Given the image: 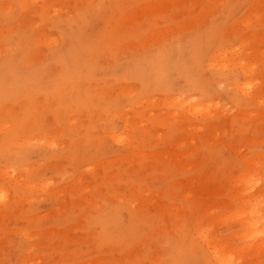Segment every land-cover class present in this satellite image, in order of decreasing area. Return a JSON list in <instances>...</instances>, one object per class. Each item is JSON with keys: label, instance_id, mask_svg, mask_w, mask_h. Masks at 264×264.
Instances as JSON below:
<instances>
[{"label": "rangeland", "instance_id": "rangeland-1", "mask_svg": "<svg viewBox=\"0 0 264 264\" xmlns=\"http://www.w3.org/2000/svg\"><path fill=\"white\" fill-rule=\"evenodd\" d=\"M217 244L264 264V0H0V264Z\"/></svg>", "mask_w": 264, "mask_h": 264}, {"label": "bare ground", "instance_id": "bare-ground-1", "mask_svg": "<svg viewBox=\"0 0 264 264\" xmlns=\"http://www.w3.org/2000/svg\"><path fill=\"white\" fill-rule=\"evenodd\" d=\"M220 55H218V57H219ZM216 58V57H215ZM219 58H221L222 59V56L221 57H219ZM221 59H219V60H221ZM224 60H225V58H223ZM216 60H218V59H216ZM223 61V60H222ZM219 62H221V61H219ZM222 63V62H221ZM219 64V63H218ZM213 65V64H212ZM225 65V64H224ZM219 66V65H218ZM223 66V65H222ZM216 67V66H215ZM226 67H227V65H226ZM226 67H223V68H226ZM253 67V65L251 66V67H249V68H251V69H253L252 68ZM255 67V66H254ZM219 68H221V64H220V67ZM248 68V67H247ZM247 68H245L246 70H247ZM217 69V68H216ZM241 69H242V67H241ZM240 69V70H241ZM244 71L245 70H243L242 72L244 73ZM246 72V71H245ZM249 73L250 72H252V70H249L248 71ZM248 72H246V73H248ZM245 73V74H246ZM249 73L247 74V76L249 75ZM244 74V75H245ZM251 76H252V74H251ZM247 81V84H248V80H246ZM249 82H250V80H249ZM250 84H251V82H250ZM246 85V84H245ZM253 85V84H252ZM240 86V85H239ZM249 86H251V85H249ZM254 86V85H253ZM241 87V86H240ZM243 88V87H242ZM254 88V87H253ZM239 89H241V88H239ZM238 89V90H239ZM244 89H246V88H244ZM247 90H248V88L246 89V92H247ZM249 90H251L250 88H249ZM250 93L251 92H249V95H250ZM243 94L245 95V92L243 91ZM246 94H248V93H246ZM194 95H192V97H193ZM249 97V96H248ZM247 97V98H248ZM193 99V98H192ZM180 100V99H179ZM178 103H180V101L178 102ZM181 103H182V100H181ZM184 103V102H183ZM185 103H187V106H188V108L190 109V108H192V107H194L195 105V103L193 104V102H191L190 103V100L188 101V102H185ZM186 106V107H187ZM200 107H198V108H196L195 110H193L195 113H198V112H200L201 110H203L205 107L204 106H202V104L201 105H199ZM121 140V139H120ZM248 170L250 169V168H248V167H246ZM251 169H252V167H251ZM250 169V170H251ZM245 170V172H246V169H244ZM247 170V171H248ZM252 171V170H251ZM250 174H251V172H249ZM249 173H244L243 172V170H242V172H241V174L242 175H244V174H246L247 176L249 175L250 176V174ZM240 174V175H241ZM248 176V177H249ZM207 237V236H206ZM207 240H209L208 238H207ZM218 241V240H217ZM208 242H210V241H208ZM219 242V241H218ZM222 242V241H221ZM224 243V242H223ZM223 246V247H222ZM214 249H213V252H211V254H213V258L215 259V261H217V262H219V263H221V264H233L234 263V253L232 252V251H227L226 252V250L224 249V245H219V244H217L216 246H214L213 247ZM212 249V248H211ZM226 249H227V247H226Z\"/></svg>", "mask_w": 264, "mask_h": 264}]
</instances>
